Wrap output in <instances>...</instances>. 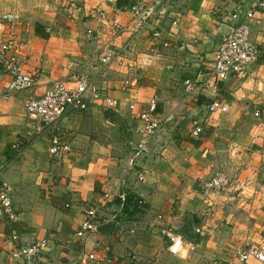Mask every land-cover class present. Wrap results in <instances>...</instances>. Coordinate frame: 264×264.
Here are the masks:
<instances>
[{
    "label": "crops",
    "instance_id": "1",
    "mask_svg": "<svg viewBox=\"0 0 264 264\" xmlns=\"http://www.w3.org/2000/svg\"><path fill=\"white\" fill-rule=\"evenodd\" d=\"M72 1L76 10L69 8ZM97 5L122 23L130 20L126 6L117 8L116 0L104 5L102 0H0V18L21 15L15 46L23 71L34 81L32 90L8 96L10 78L0 67V189L2 182L9 186L14 215L6 220L0 207V264H26L13 260L12 252L42 239L47 246L28 264H78L84 250L94 249L98 264H243L234 259L233 249L264 243V12L249 25L258 56L247 77L217 82L214 88L199 83L223 35L239 23L231 20L236 1L173 0L169 18L136 39L129 54L138 79L134 100L141 109L156 93L160 128L130 166L144 136L128 109L131 95L118 88L125 74L103 71L94 60L104 48L119 49L105 29L100 39L87 38L86 31L96 27ZM174 14L181 15L177 27L171 25ZM151 29L161 30L173 44L147 57ZM193 41L191 51L174 45ZM79 76L95 79L103 96L119 101L108 110L117 121L104 118L100 103L63 115L57 128L66 134L71 152L50 157L53 133L35 134L24 102L53 82L73 83ZM186 80L196 84L190 92ZM212 98L226 103L227 111L208 114L203 106ZM194 123L203 129L196 139L190 135ZM16 141L23 142L20 155L12 149ZM216 172L230 185L205 195L201 185ZM104 190L124 192L135 204L103 203ZM92 206L98 211L97 232L77 238L83 212ZM166 231L182 238L180 257L170 255Z\"/></svg>",
    "mask_w": 264,
    "mask_h": 264
},
{
    "label": "built area",
    "instance_id": "2",
    "mask_svg": "<svg viewBox=\"0 0 264 264\" xmlns=\"http://www.w3.org/2000/svg\"><path fill=\"white\" fill-rule=\"evenodd\" d=\"M236 1L235 8L231 11V20L237 23L231 30L223 35L212 56L211 66L201 79L200 86L204 89L214 88L217 82H225L229 79L243 80L248 75V69L257 61L258 50L250 41V23L254 20L257 12H264V0H230ZM114 0H102V3H113ZM69 8L76 10L74 1L70 2ZM173 0H130L126 7L130 14V20L122 23L117 19L116 14L109 15L101 6L97 5L94 11L95 28L86 31L87 38H101V33L105 29L109 34V42L118 41L119 49L104 48L103 52H96L94 60L103 68V71L110 70L115 73L125 74L119 81V91L130 94L133 101L128 102V109L133 114V120L140 124L144 138L135 146L129 165L132 166L141 158L146 150L147 140L154 136L160 128V119L157 113L158 97L152 95L141 107H137L136 87L138 79L134 76V60H129V54L133 43L151 26L158 25L164 18H169V8ZM21 15L18 12H9L0 18V31L3 30L5 36L0 37V67L10 78L6 93L8 96L32 90L34 81L32 77L25 73L21 67L16 44L17 27L20 24ZM181 15L174 14L171 17V25L177 27L180 23ZM50 33V30H46ZM159 41V44L157 42ZM173 44L169 40L162 38V31L151 29L150 43L147 47L146 56L158 55L160 47H170ZM196 44L193 42H180L174 44L180 51H191ZM188 92L196 85L190 80L185 81ZM100 103L104 109H115L119 101L114 98L105 97L96 85L95 79L87 76L77 77L73 83L56 81L49 89L36 98H28L24 102V109L30 120L35 125V134L41 135L47 132L53 133L50 137L48 154L50 157L61 158L71 152V145L67 136L57 128L61 117L69 112H85L92 105ZM203 109L208 114L224 113L227 111V104L218 98H212L204 104ZM202 127L194 123L190 135L192 138H199L202 134ZM12 149L17 155L23 152V142L16 141L12 144ZM4 168H0L2 177ZM138 180H143V175H138ZM228 177L220 172H216L204 181L201 190L206 194L218 193L229 187ZM10 188L7 184L1 183L0 207L4 210L8 219H14L12 205L9 198ZM117 199L124 205L127 195L124 192L113 194L104 190L100 201L107 203ZM84 219L80 224L76 237L83 239L92 236L98 228V211L95 207H88L83 212ZM201 233L200 230H195ZM170 245L168 251L174 257H180L184 252V243L180 236L172 234L170 231L164 232ZM47 246L45 239L36 241L30 245L20 246L12 252L13 260L30 263L34 258L42 253ZM94 250H84L78 260V264H98L99 257ZM233 257L240 263H247L252 260L257 264H264V243L256 246H236L233 249ZM12 264V263H9ZM230 264V263H226Z\"/></svg>",
    "mask_w": 264,
    "mask_h": 264
},
{
    "label": "trees",
    "instance_id": "3",
    "mask_svg": "<svg viewBox=\"0 0 264 264\" xmlns=\"http://www.w3.org/2000/svg\"><path fill=\"white\" fill-rule=\"evenodd\" d=\"M130 4V0H116V6L117 8H123V7H127L128 5ZM104 118L106 119H109L113 122H116L117 119L116 117L114 116V114H112L111 112L109 113L108 109H105L104 111ZM135 204V200H133L132 197H128L127 196V199H126V202L124 204V207H129L130 205H133ZM5 219L6 220H9L8 217L5 215ZM5 219H3V221H5V223L7 222ZM7 224V223H6ZM10 228L12 230H15V226H14V223H10Z\"/></svg>",
    "mask_w": 264,
    "mask_h": 264
},
{
    "label": "rangeland",
    "instance_id": "4",
    "mask_svg": "<svg viewBox=\"0 0 264 264\" xmlns=\"http://www.w3.org/2000/svg\"><path fill=\"white\" fill-rule=\"evenodd\" d=\"M119 78V77H118ZM153 94H156V93H153ZM153 94H151V95H153ZM150 95V96H151ZM149 96V97H150ZM87 209V208H86ZM159 242V241H158ZM157 242V243H158ZM157 246V244L155 243V247ZM216 262V264H218L219 263V261L218 260H216V261H213L212 263L214 264ZM179 264H183L181 261H180V263ZM200 264H211V263H208V261H200Z\"/></svg>",
    "mask_w": 264,
    "mask_h": 264
}]
</instances>
